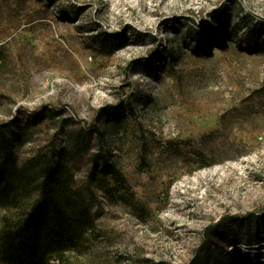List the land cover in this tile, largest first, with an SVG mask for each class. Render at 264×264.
Masks as SVG:
<instances>
[{
    "label": "rangeland",
    "instance_id": "rangeland-1",
    "mask_svg": "<svg viewBox=\"0 0 264 264\" xmlns=\"http://www.w3.org/2000/svg\"><path fill=\"white\" fill-rule=\"evenodd\" d=\"M262 24L264 0H0V130L23 176L0 228L47 159L93 213L69 264H191L201 242L263 260L264 219L217 225L264 212Z\"/></svg>",
    "mask_w": 264,
    "mask_h": 264
},
{
    "label": "trees",
    "instance_id": "trees-1",
    "mask_svg": "<svg viewBox=\"0 0 264 264\" xmlns=\"http://www.w3.org/2000/svg\"><path fill=\"white\" fill-rule=\"evenodd\" d=\"M254 30L257 34L264 35L263 24L261 28L257 27ZM254 37L255 34H252L251 30L249 39L252 40ZM104 164L109 165L107 161ZM38 166L35 198L13 221L6 219L0 228V255L12 264H69L68 253L82 244L87 230L93 229V213L83 198L66 191L62 173L51 161L40 159ZM109 171L117 184L126 181L112 168ZM22 177L11 139L0 130V190L17 191ZM261 219H264V212L256 214L250 211L242 216H222L217 225L231 222L259 227L262 225ZM234 251L237 257L233 264H264V259L252 260L242 256L239 249L236 248ZM190 262L220 264L214 260L211 249L204 242L196 248Z\"/></svg>",
    "mask_w": 264,
    "mask_h": 264
}]
</instances>
